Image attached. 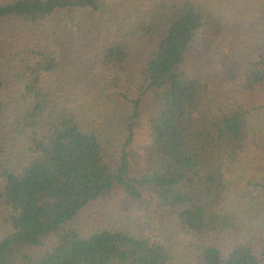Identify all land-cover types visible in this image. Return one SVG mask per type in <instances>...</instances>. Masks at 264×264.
Listing matches in <instances>:
<instances>
[{
    "label": "trees",
    "instance_id": "trees-1",
    "mask_svg": "<svg viewBox=\"0 0 264 264\" xmlns=\"http://www.w3.org/2000/svg\"><path fill=\"white\" fill-rule=\"evenodd\" d=\"M0 264H264V0H0Z\"/></svg>",
    "mask_w": 264,
    "mask_h": 264
}]
</instances>
